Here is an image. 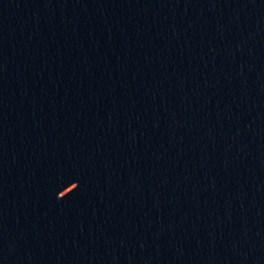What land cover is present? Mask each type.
Listing matches in <instances>:
<instances>
[{
  "label": "water",
  "instance_id": "1",
  "mask_svg": "<svg viewBox=\"0 0 264 264\" xmlns=\"http://www.w3.org/2000/svg\"><path fill=\"white\" fill-rule=\"evenodd\" d=\"M0 264H264V0H0Z\"/></svg>",
  "mask_w": 264,
  "mask_h": 264
}]
</instances>
